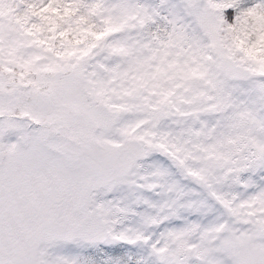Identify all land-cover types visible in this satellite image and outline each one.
I'll return each instance as SVG.
<instances>
[{
  "label": "snow or ice",
  "instance_id": "1",
  "mask_svg": "<svg viewBox=\"0 0 264 264\" xmlns=\"http://www.w3.org/2000/svg\"><path fill=\"white\" fill-rule=\"evenodd\" d=\"M0 264H264V0H0Z\"/></svg>",
  "mask_w": 264,
  "mask_h": 264
}]
</instances>
